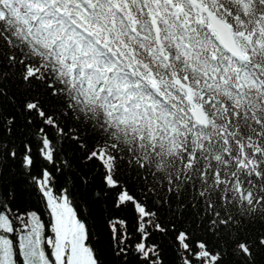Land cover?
<instances>
[{
    "label": "snow or ice",
    "instance_id": "1",
    "mask_svg": "<svg viewBox=\"0 0 264 264\" xmlns=\"http://www.w3.org/2000/svg\"><path fill=\"white\" fill-rule=\"evenodd\" d=\"M0 264H264V0H0Z\"/></svg>",
    "mask_w": 264,
    "mask_h": 264
}]
</instances>
